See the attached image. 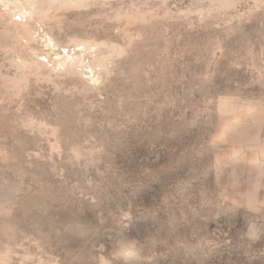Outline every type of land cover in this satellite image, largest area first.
Segmentation results:
<instances>
[{"label": "rangeland", "instance_id": "1", "mask_svg": "<svg viewBox=\"0 0 264 264\" xmlns=\"http://www.w3.org/2000/svg\"><path fill=\"white\" fill-rule=\"evenodd\" d=\"M0 264H264V0H0Z\"/></svg>", "mask_w": 264, "mask_h": 264}]
</instances>
